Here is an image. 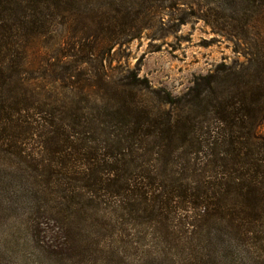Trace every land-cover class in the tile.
<instances>
[{
  "label": "trees",
  "instance_id": "trees-1",
  "mask_svg": "<svg viewBox=\"0 0 264 264\" xmlns=\"http://www.w3.org/2000/svg\"><path fill=\"white\" fill-rule=\"evenodd\" d=\"M150 2L0 0V214L21 208L34 238L57 240L41 246L55 257L76 248L73 218L116 236L150 224L177 248L200 241L224 256L264 247V0H217L201 13L245 61L178 98L107 72L112 50L159 18ZM59 27L63 54L46 66L63 96L37 86L43 64L31 60ZM82 96L104 114L88 122Z\"/></svg>",
  "mask_w": 264,
  "mask_h": 264
},
{
  "label": "rangeland",
  "instance_id": "rangeland-1",
  "mask_svg": "<svg viewBox=\"0 0 264 264\" xmlns=\"http://www.w3.org/2000/svg\"><path fill=\"white\" fill-rule=\"evenodd\" d=\"M215 1L152 0L150 4L159 8V18L139 39L117 45L112 50L105 60L108 75L118 82L136 73L138 78H146L153 90L178 98L201 85L203 78L217 68L245 61L241 54L234 52L235 45L230 40L217 34L199 18ZM66 35L65 28L59 27L38 39L31 57L34 67L43 64V68L35 73L39 77L37 86L44 85L52 92L58 89L53 93L58 96H63L60 82L55 80L53 68L46 64L57 63L63 54ZM45 66L49 69L48 76L43 75ZM146 98L150 104L156 103L153 94ZM80 100L88 122L98 111L104 114L83 96ZM100 100L107 104L104 98ZM259 131L264 134V125ZM2 212L0 264H264V247H246L239 254L224 256L214 251L211 244L203 245L200 241H196L192 248H177L172 241H164V232H157L150 224L136 228L130 226L127 232L116 236L108 227L91 225L89 219L77 218L67 222L70 240L74 238L76 248L66 257L58 258L50 253V249L47 251L41 247L47 241L57 240L43 234L34 238L29 233L21 208H8ZM39 221L50 222V226L59 225L58 221L47 218ZM206 254L211 255L208 262Z\"/></svg>",
  "mask_w": 264,
  "mask_h": 264
}]
</instances>
